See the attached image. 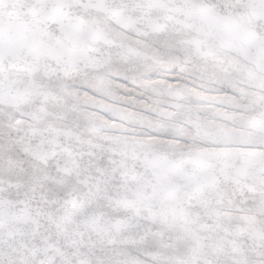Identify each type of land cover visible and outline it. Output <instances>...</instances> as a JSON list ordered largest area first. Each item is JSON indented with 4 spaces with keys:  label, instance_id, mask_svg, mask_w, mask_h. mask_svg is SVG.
<instances>
[{
    "label": "snow or ice",
    "instance_id": "snow-or-ice-1",
    "mask_svg": "<svg viewBox=\"0 0 264 264\" xmlns=\"http://www.w3.org/2000/svg\"><path fill=\"white\" fill-rule=\"evenodd\" d=\"M0 264H264V0H0Z\"/></svg>",
    "mask_w": 264,
    "mask_h": 264
}]
</instances>
